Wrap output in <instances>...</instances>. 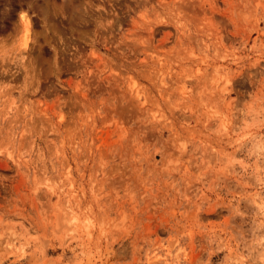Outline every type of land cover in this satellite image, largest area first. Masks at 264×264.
I'll use <instances>...</instances> for the list:
<instances>
[{
	"label": "rangeland",
	"instance_id": "rangeland-1",
	"mask_svg": "<svg viewBox=\"0 0 264 264\" xmlns=\"http://www.w3.org/2000/svg\"><path fill=\"white\" fill-rule=\"evenodd\" d=\"M0 264H264V0H0Z\"/></svg>",
	"mask_w": 264,
	"mask_h": 264
},
{
	"label": "bare ground",
	"instance_id": "bare-ground-1",
	"mask_svg": "<svg viewBox=\"0 0 264 264\" xmlns=\"http://www.w3.org/2000/svg\"><path fill=\"white\" fill-rule=\"evenodd\" d=\"M25 43H26V41H25Z\"/></svg>",
	"mask_w": 264,
	"mask_h": 264
}]
</instances>
